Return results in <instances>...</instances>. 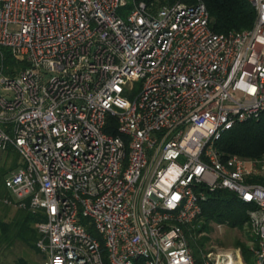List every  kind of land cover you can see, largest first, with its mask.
I'll list each match as a JSON object with an SVG mask.
<instances>
[{
    "label": "built area",
    "instance_id": "built-area-1",
    "mask_svg": "<svg viewBox=\"0 0 264 264\" xmlns=\"http://www.w3.org/2000/svg\"><path fill=\"white\" fill-rule=\"evenodd\" d=\"M249 2L254 26L217 34L202 0H0V152L20 159L5 202L43 216L45 264H196L186 233L219 189L254 207L264 264V156L216 146L264 113V0ZM201 258L243 264L212 241Z\"/></svg>",
    "mask_w": 264,
    "mask_h": 264
},
{
    "label": "trees",
    "instance_id": "trees-1",
    "mask_svg": "<svg viewBox=\"0 0 264 264\" xmlns=\"http://www.w3.org/2000/svg\"><path fill=\"white\" fill-rule=\"evenodd\" d=\"M144 2L153 9L163 5H172L176 2L193 4L196 0H137ZM210 14V27L217 34H228L249 30L254 26L257 13L249 0H202ZM5 65L9 71L23 64L17 62L9 52H5ZM118 125L113 119L109 121L106 132L118 134ZM221 160L225 162L232 156L259 160L264 156V113L258 118L237 124L225 132L216 143ZM7 154L13 157L9 166L0 167V204L10 208L5 201L12 199L5 187L6 177L20 166L19 155L14 150ZM256 183L264 185L262 176L254 178ZM208 199L202 204V214L187 231L189 245L193 251L196 264H201V251L205 250L212 241L210 234L213 224H223L232 230L242 231L250 221L249 211L254 207L242 202L238 196L226 190L207 192ZM43 216L33 214L26 210L16 209V214L10 222L0 220V246L20 241L29 249L40 254L37 247L40 235L36 228L37 223L43 221ZM206 233L203 236L202 234ZM233 247L240 248L245 263L253 259L251 248L246 242L235 241ZM44 256V255H43ZM16 264H30L24 258L17 260Z\"/></svg>",
    "mask_w": 264,
    "mask_h": 264
},
{
    "label": "rangeland",
    "instance_id": "rangeland-1",
    "mask_svg": "<svg viewBox=\"0 0 264 264\" xmlns=\"http://www.w3.org/2000/svg\"><path fill=\"white\" fill-rule=\"evenodd\" d=\"M127 10H120L119 14L122 18H126ZM1 94H5V92L0 91ZM13 157L7 153L0 152V167L6 165L9 166L12 163ZM264 179V172L261 174ZM16 214V209L12 206L10 208H6L0 204V220H4L5 222H10ZM217 224H213V231L210 234L212 242L220 243L223 246H232L235 241H243L249 244L251 241L249 235L245 231L240 230H232L229 228L219 230ZM206 234V233H204ZM200 236H203L200 235ZM209 246V244H208ZM250 246V245H249ZM20 258H24L30 264H45V257L42 253L38 254L35 251L29 249L20 241H13L10 244H2L0 246V264H16L17 260ZM243 264L245 263L243 259ZM249 264H254V258L251 260Z\"/></svg>",
    "mask_w": 264,
    "mask_h": 264
}]
</instances>
